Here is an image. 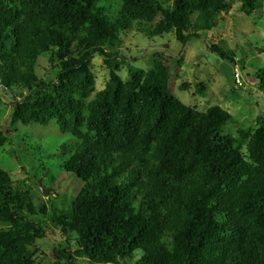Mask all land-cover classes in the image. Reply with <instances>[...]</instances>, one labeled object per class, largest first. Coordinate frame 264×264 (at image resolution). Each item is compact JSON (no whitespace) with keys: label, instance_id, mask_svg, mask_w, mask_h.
I'll list each match as a JSON object with an SVG mask.
<instances>
[{"label":"trees","instance_id":"obj_1","mask_svg":"<svg viewBox=\"0 0 264 264\" xmlns=\"http://www.w3.org/2000/svg\"><path fill=\"white\" fill-rule=\"evenodd\" d=\"M263 4L239 0L238 10L248 16ZM234 5L0 0V85L13 97L12 115L25 126L56 125L70 134L58 152L61 169L77 180L76 193H64L48 212L0 167V264H264V116L255 127L226 132L229 110L201 111L173 93V56L156 51L145 70L120 51L132 30L174 32L186 46ZM209 48L237 64L231 50ZM41 56L49 61L45 76ZM96 56L109 73L101 90ZM256 78L264 92V68ZM197 87L206 91L203 82ZM9 135L0 129V147ZM35 216H48L67 237L51 259L38 245L48 226Z\"/></svg>","mask_w":264,"mask_h":264},{"label":"rangeland","instance_id":"obj_2","mask_svg":"<svg viewBox=\"0 0 264 264\" xmlns=\"http://www.w3.org/2000/svg\"><path fill=\"white\" fill-rule=\"evenodd\" d=\"M239 0L229 14L219 21L216 28L204 31L200 38H193L182 45L174 32L163 37H150L129 31L122 36L120 51L134 58L131 63L138 68L149 70L153 67L154 53L164 51L174 58L171 63L170 87L185 104L201 111L212 105H220L229 110L233 119L225 126V131L235 134L239 128L255 127L257 118L264 116V92L257 86L256 72L264 68V4L251 15L238 10ZM217 43L231 50L237 57V65L221 58L210 50ZM47 56H41L43 59ZM93 69L96 74V89L105 87L109 73L100 56L94 57ZM49 61H40L39 70L45 76ZM241 73L243 86L236 84L235 69ZM49 73L54 74V70ZM128 78V67L120 71ZM203 82L205 92H199L197 85ZM188 83L189 88L182 89ZM13 97L0 85V129L9 132L7 142L0 147V167L8 171L15 183H24V189L31 188L37 206L46 203L48 212L52 207H60L63 194L76 193L75 175L61 169L65 156L58 152L63 143L72 136L62 133L56 125L25 126L12 115ZM61 151V150H60ZM41 187L48 189L45 196ZM52 189L54 193L52 194ZM59 196V198H58ZM34 219L47 224V236L38 241L39 247L52 258L55 246L65 244L67 237L49 225L48 216ZM0 226L2 224L0 223ZM79 264H86L79 261ZM127 264H135L129 260Z\"/></svg>","mask_w":264,"mask_h":264},{"label":"built area","instance_id":"obj_3","mask_svg":"<svg viewBox=\"0 0 264 264\" xmlns=\"http://www.w3.org/2000/svg\"><path fill=\"white\" fill-rule=\"evenodd\" d=\"M235 77H236V81L241 84V81H240V72L238 70L235 71Z\"/></svg>","mask_w":264,"mask_h":264},{"label":"water","instance_id":"obj_4","mask_svg":"<svg viewBox=\"0 0 264 264\" xmlns=\"http://www.w3.org/2000/svg\"><path fill=\"white\" fill-rule=\"evenodd\" d=\"M41 191L42 193L47 196L48 195V189L44 188V187H41Z\"/></svg>","mask_w":264,"mask_h":264},{"label":"clouds","instance_id":"obj_5","mask_svg":"<svg viewBox=\"0 0 264 264\" xmlns=\"http://www.w3.org/2000/svg\"><path fill=\"white\" fill-rule=\"evenodd\" d=\"M237 65V64H236ZM238 66V65H237ZM236 70H238L237 68L235 69V71ZM234 77H235V73H234ZM240 78H241V73H240ZM235 81H236V77H235ZM240 81H241V79H240ZM236 84H238V85H241V84H239L237 81H236Z\"/></svg>","mask_w":264,"mask_h":264}]
</instances>
